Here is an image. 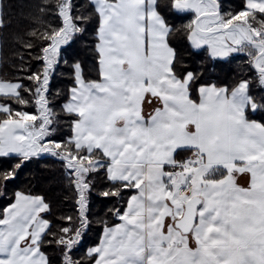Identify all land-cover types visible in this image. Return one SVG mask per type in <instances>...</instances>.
<instances>
[{
    "label": "snow or ice",
    "instance_id": "snow-or-ice-1",
    "mask_svg": "<svg viewBox=\"0 0 264 264\" xmlns=\"http://www.w3.org/2000/svg\"><path fill=\"white\" fill-rule=\"evenodd\" d=\"M10 2L0 0V28ZM167 7L193 15L185 30L195 49L207 46L211 58L249 56L264 90V0H246L236 12L219 0H168ZM36 8L59 23L29 33L22 48L21 62L34 58L39 72L0 79V158L19 160L0 179L6 187L26 162L58 158L76 222L63 216L53 232L46 197L16 192L0 213V264H53L46 251L53 245L60 264H264V122L248 115L264 112V96L252 94L251 81L230 88L178 73L169 39L176 29L160 0H41ZM93 16L96 75L71 64L62 116L51 79L68 63L62 50ZM30 105L36 112L25 110ZM61 119L68 131L58 136ZM101 173L108 187L100 195L122 201L110 210L118 222L100 221L99 242L76 259Z\"/></svg>",
    "mask_w": 264,
    "mask_h": 264
},
{
    "label": "trees",
    "instance_id": "trees-1",
    "mask_svg": "<svg viewBox=\"0 0 264 264\" xmlns=\"http://www.w3.org/2000/svg\"><path fill=\"white\" fill-rule=\"evenodd\" d=\"M246 0H219L225 12H236L241 10ZM41 0H11L9 7L6 8L5 27L0 28V79L10 81L18 76L24 75L29 69L39 72L42 65L34 58H27L21 62V57H26L22 51L24 45L29 42L28 34L36 32L37 35L44 32L49 23H59L52 21L51 18L41 17L36 5ZM79 2V0H78ZM168 0H160V10L169 25L174 30L170 36L171 46L177 53L176 70L178 73L192 71L201 76V83H212L219 86L233 87L242 80L251 81L252 94L260 97L264 96V90L260 88L256 80V72L252 67V60L245 53L231 56L225 60L213 59L206 49L194 50L187 39L185 26L194 18L191 13L177 15L171 8L167 7ZM83 11V9H81ZM96 18L93 16L89 22L88 30L75 38L70 47L62 50V56L67 58L68 63H61L56 68L55 74L51 79V93L53 96L57 92L61 95L56 100V112L60 113V106L65 102L64 96L71 86V64L74 61L82 63L85 75L94 78L95 72V43ZM39 43L38 40L31 41ZM33 52V57L35 56ZM24 69L21 73L18 70ZM24 83L28 81L25 79ZM26 111L36 112L34 105L28 106ZM62 116L63 113H60ZM249 119L264 122V112H249ZM3 117H0L2 119ZM61 131L57 134L62 136L67 133L68 125L65 119L60 120ZM19 162L16 158H0V173L9 171ZM67 169L58 158L42 156L26 162L18 171L16 177L7 182L6 187L0 179V213L13 202L16 192L42 195L46 197L51 205V214L47 216L54 222L53 232L60 226L59 221L63 216H73L75 223L76 209L73 193L69 187L66 177ZM96 184L91 196L89 197V215L92 220L91 227L83 237L82 244L73 253L74 258L85 257L86 250L99 242L101 236L100 221L108 224L118 222L110 214V210L120 207L122 201L116 198H104L100 192L107 190L108 184L103 174L94 177ZM127 198V193H125ZM48 255L52 258L53 264H60L59 252L55 245L46 247Z\"/></svg>",
    "mask_w": 264,
    "mask_h": 264
},
{
    "label": "crops",
    "instance_id": "crops-1",
    "mask_svg": "<svg viewBox=\"0 0 264 264\" xmlns=\"http://www.w3.org/2000/svg\"><path fill=\"white\" fill-rule=\"evenodd\" d=\"M245 3H246V1H245ZM189 41V40H188ZM189 44H190V46L194 49V50H199V49H195L192 45H191V42L189 41ZM210 55V54H209ZM211 57V56H210ZM213 59H216V58H213ZM152 109L150 108V107H146V109H145V111L146 112H150ZM239 183L241 184V185H244V186H246V184H247V177H241L240 179H239ZM101 237V236H100Z\"/></svg>",
    "mask_w": 264,
    "mask_h": 264
},
{
    "label": "rangeland",
    "instance_id": "rangeland-1",
    "mask_svg": "<svg viewBox=\"0 0 264 264\" xmlns=\"http://www.w3.org/2000/svg\"><path fill=\"white\" fill-rule=\"evenodd\" d=\"M201 49H206L207 51H208V53L210 54V51H209V49L207 48V46H205V47H203V48H200L199 50H201ZM237 54H240V53H231L228 57H226V58H216V59H219V60H225V59H227V58H229V57H231V56H235V55H237Z\"/></svg>",
    "mask_w": 264,
    "mask_h": 264
}]
</instances>
